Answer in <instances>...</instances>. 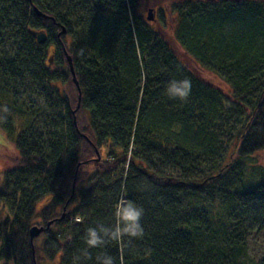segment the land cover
<instances>
[{
	"label": "trees",
	"instance_id": "16d2710c",
	"mask_svg": "<svg viewBox=\"0 0 264 264\" xmlns=\"http://www.w3.org/2000/svg\"><path fill=\"white\" fill-rule=\"evenodd\" d=\"M4 1L0 131L18 158L0 187V263L262 264L247 238L264 230V172L244 190L240 160L264 150V3L177 0L149 22L141 0ZM32 33L58 42L52 60ZM167 33L229 90L180 62ZM184 78L187 100L170 98ZM45 86L54 107L22 100ZM229 132L237 157L222 163ZM127 200L144 209L143 237L90 248L86 230L113 227Z\"/></svg>",
	"mask_w": 264,
	"mask_h": 264
},
{
	"label": "rangeland",
	"instance_id": "374dc122",
	"mask_svg": "<svg viewBox=\"0 0 264 264\" xmlns=\"http://www.w3.org/2000/svg\"><path fill=\"white\" fill-rule=\"evenodd\" d=\"M253 1L264 3V0H253ZM4 2H5L4 0H0V12L4 11ZM174 2H177V0H141L139 13L143 17H146L148 10H152L155 17L156 11H158L159 9L168 11ZM171 17L172 15L170 14L169 18ZM2 18L4 20L5 17L4 16L1 17L0 15L1 21ZM171 24L172 22L170 23L169 21L170 26ZM166 35H167L166 36L167 40L170 43L173 51L176 53L179 61L182 62L187 68L194 71L199 79H201L202 81H207L216 87L222 88L225 91L229 90V88L218 77L207 72L206 70L204 71L200 70V68L197 67L192 61H190L182 52V50L172 41L170 34L168 35L167 33ZM43 45H45L46 57L52 60L58 42L56 40L55 41L51 40L48 42L47 39H45ZM0 49L2 50L5 49V35L0 37ZM50 64L52 65L53 61H51ZM44 65L48 66V63L44 61ZM52 94H53V90L49 89L47 86L40 89H37L36 87L24 88L21 91L22 100L28 103V106L30 108L38 110L39 112L47 110L49 106L54 107L55 105L54 96H52ZM236 139L237 137H235L233 133L231 132L227 133L223 142V152L219 160L220 162L221 161L222 163L228 162L229 154H230L229 159H236L237 156L234 150ZM17 158H18V154L14 149L13 145L9 141H7L4 134L0 131V175L3 176L5 170L14 167L15 160ZM240 162L242 163L245 170L244 172L245 179H243V184L245 186L244 190L248 189V187H250L253 184L256 186L259 182V179L257 178L254 171L258 173L264 172V150L256 152L255 154L249 156L248 158L241 159ZM165 171L168 172V170ZM1 183L2 181H0V187H1ZM43 203L44 202L40 203L38 207H41ZM9 215L10 213L8 209L2 205L0 208V221ZM247 247H248L249 257L256 263L262 262V264H264V230L250 233L247 238ZM57 263H58V259L55 260L54 262H49L46 259H42L39 262V264H57Z\"/></svg>",
	"mask_w": 264,
	"mask_h": 264
},
{
	"label": "clouds",
	"instance_id": "9594fccd",
	"mask_svg": "<svg viewBox=\"0 0 264 264\" xmlns=\"http://www.w3.org/2000/svg\"><path fill=\"white\" fill-rule=\"evenodd\" d=\"M192 82L188 78L172 80L169 82L166 93L170 98L186 101L191 94ZM9 109L5 106L0 108V113L7 114ZM0 114V122L7 119L6 115ZM3 176L0 175V181ZM117 223L111 227L100 226L98 228L89 227L86 230L85 242L90 248L99 247L105 243L106 239L122 241L124 237L129 240L142 238L144 228L141 220L144 216V209L131 200L122 201L115 211ZM100 264H115L111 256L104 255L97 258Z\"/></svg>",
	"mask_w": 264,
	"mask_h": 264
},
{
	"label": "water",
	"instance_id": "95a60500",
	"mask_svg": "<svg viewBox=\"0 0 264 264\" xmlns=\"http://www.w3.org/2000/svg\"><path fill=\"white\" fill-rule=\"evenodd\" d=\"M28 1L30 2V0H28ZM33 11L36 14V16L45 17L41 13H39L36 8H33ZM146 20L149 21V22H152L154 20V14H153L152 10H148L147 16H146ZM61 33H64V30H61ZM32 35L35 37L36 43L38 45H43L44 44V41L46 39L45 34H43V33H32ZM62 50H63V52L65 54V58H66V61H67L68 67H69V71H70V74L72 75V80H73L74 84L77 86V82H76V79H75V76H74V71H73V65H72L71 58L66 54L64 48H62ZM63 217H64V213H63V215L61 216L60 219H62ZM48 227L49 226L47 225L46 229ZM43 230L44 229L42 227H36V226L31 227L30 230H29L30 241H32L34 238H37L42 233Z\"/></svg>",
	"mask_w": 264,
	"mask_h": 264
}]
</instances>
